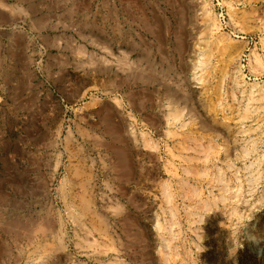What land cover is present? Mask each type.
<instances>
[{
	"label": "rangeland",
	"instance_id": "obj_1",
	"mask_svg": "<svg viewBox=\"0 0 264 264\" xmlns=\"http://www.w3.org/2000/svg\"><path fill=\"white\" fill-rule=\"evenodd\" d=\"M0 264H264V0H0Z\"/></svg>",
	"mask_w": 264,
	"mask_h": 264
},
{
	"label": "bare ground",
	"instance_id": "obj_2",
	"mask_svg": "<svg viewBox=\"0 0 264 264\" xmlns=\"http://www.w3.org/2000/svg\"><path fill=\"white\" fill-rule=\"evenodd\" d=\"M108 5V4H107ZM110 9V8H109ZM159 19V18H158ZM161 25V24H160ZM160 29H161V27H160ZM181 44V43H180ZM106 46V45H105ZM164 52V51H163ZM109 53H112L111 52V50L109 51ZM206 54V53H205ZM200 61V60H199ZM198 62V61H197ZM201 80V79H200ZM147 95V94H146ZM148 98V97H147ZM111 112V111H110ZM179 118V116H177V115H175V119H178ZM157 121V120H156ZM185 123V122H184ZM183 126H184V124H183ZM148 141V140H147ZM154 145V144H153ZM123 148V147H122ZM118 153L120 154V155H122V159L123 160H126V153H125V151L123 150V149H121V148H119L118 149ZM10 224V223H9ZM16 226V227H19V228H21V224L19 225V223H16V224H10V226ZM25 226V225H24ZM160 226V225H159ZM6 227H8V225L6 224ZM17 230H18V228H16ZM166 229V228H165ZM13 230V229H12ZM9 231V230H8ZM19 232H20V230H19ZM6 251V250H5Z\"/></svg>",
	"mask_w": 264,
	"mask_h": 264
}]
</instances>
